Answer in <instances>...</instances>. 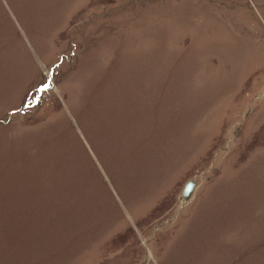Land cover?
Listing matches in <instances>:
<instances>
[{
  "label": "rangeland",
  "instance_id": "1",
  "mask_svg": "<svg viewBox=\"0 0 264 264\" xmlns=\"http://www.w3.org/2000/svg\"><path fill=\"white\" fill-rule=\"evenodd\" d=\"M0 264H264V0H0Z\"/></svg>",
  "mask_w": 264,
  "mask_h": 264
},
{
  "label": "water",
  "instance_id": "2",
  "mask_svg": "<svg viewBox=\"0 0 264 264\" xmlns=\"http://www.w3.org/2000/svg\"><path fill=\"white\" fill-rule=\"evenodd\" d=\"M196 186H197V183L196 182H194V181H189L187 184H186V186H185V188H184V191H183V193H182V199L183 200H186V201H188V200H190V198L192 197V195H193V193H194V191H195V189H196Z\"/></svg>",
  "mask_w": 264,
  "mask_h": 264
}]
</instances>
